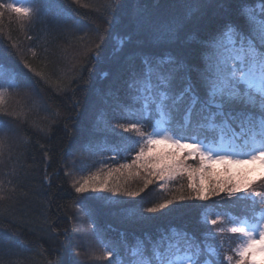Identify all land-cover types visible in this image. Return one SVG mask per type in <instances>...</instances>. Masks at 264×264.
Wrapping results in <instances>:
<instances>
[{
	"label": "snow or ice",
	"instance_id": "1",
	"mask_svg": "<svg viewBox=\"0 0 264 264\" xmlns=\"http://www.w3.org/2000/svg\"><path fill=\"white\" fill-rule=\"evenodd\" d=\"M259 2V14L246 6L247 0H185L178 13L166 11L160 0L152 8L138 4L131 16L120 15L123 0L110 6L108 28L89 49L93 59L99 62L104 54L105 34L119 25L131 24L129 42L133 36H146L151 46L164 51L158 56L146 54L139 68H128L123 98L115 97L114 111L119 117L110 121L102 112L92 133L115 138L111 158L116 160L122 152L126 162L109 168L102 177L92 174L83 182H74L71 187L77 197L87 192L110 194L115 198L110 206L134 228L160 216L179 215L186 207L205 209L204 203L184 202H206L213 197H221L229 206L239 205L241 213L225 210L209 219L201 211L200 235L186 225L169 223L155 230L141 227L140 234L133 231L131 242L124 239L111 246L93 228L90 235L103 248L108 264H255L254 257L264 255V193L255 187L264 182V0ZM34 3L41 5L37 16L51 6L50 0H13L0 3V10L29 18ZM57 20L76 26L71 14L57 16ZM124 44L125 40H120L117 50ZM3 56L0 53V64ZM9 67L13 72L9 89L34 91L27 73L11 64ZM24 68L43 79L27 62ZM88 70L91 73L94 69ZM10 115L13 114L0 111V117ZM13 132L11 121L0 119V148L5 144L4 137ZM134 132L135 137L123 135ZM86 147L93 150V138ZM197 159L196 167L186 163ZM184 177L187 195L181 192L159 202L135 200L146 194L150 185L157 184L159 191L167 192L171 182ZM133 180L142 181L135 191L128 188ZM4 199L0 195V200ZM106 199L98 198L99 202ZM74 203L83 210L81 199ZM237 222L239 226L230 227V232L240 234L243 242L231 249L232 255H222V233L212 229ZM92 223L95 224L94 219ZM78 256V251L69 248L64 264H79Z\"/></svg>",
	"mask_w": 264,
	"mask_h": 264
},
{
	"label": "trees",
	"instance_id": "2",
	"mask_svg": "<svg viewBox=\"0 0 264 264\" xmlns=\"http://www.w3.org/2000/svg\"><path fill=\"white\" fill-rule=\"evenodd\" d=\"M84 1L85 4L81 5L72 0H50V8L39 16L36 12L41 5L34 3L29 18H18L14 13L0 10L3 12L0 16V53L4 54L0 64V92L6 99L0 104V111L13 114L0 119L10 120L14 129L11 135L4 137L5 144L0 148V195L5 196L0 200V264H64L68 249H75L76 215L79 212L89 216V228H95L110 246L124 239L131 242L133 231L140 234L141 227L155 230L169 223L186 225L200 235L202 228L198 220L201 211L209 219L225 210L237 215L241 213L239 205L229 206L221 197H213L206 202H184L185 205L204 203L207 205L205 209L186 207L179 215L160 216L147 225L134 228L117 214L115 208L99 202L98 198L90 199L94 194L88 192L77 197L71 185L81 182L77 179L80 180L88 170L98 169L97 162L103 160L108 168H115L126 161L122 152L116 160L111 158L117 142L115 138H105L101 133L92 136V133L102 112H106L110 121L119 117L114 111L115 97L120 95L123 98L128 68H139L146 54L158 56L164 51L151 46L146 36L139 39L133 36L129 42L131 24L119 25L105 34L104 54L97 62L90 56L89 49L94 47L99 34L108 28V12L117 0ZM12 2L0 0V3ZM163 2L166 11L178 13L183 10L185 0ZM158 3L160 0H123L119 12L131 16L138 4L152 8ZM246 6L255 14L261 9L259 0H247ZM68 14L72 15L75 27L58 22L57 16ZM120 40H125V44L117 50ZM24 62L40 72L43 79L24 68ZM9 64L27 73L34 91L25 93L7 87L13 76ZM89 68L94 70L90 73ZM105 72L107 76L103 75ZM90 138L95 141L92 151L86 147ZM79 157L86 167H81ZM186 163L196 167L198 159ZM184 182L187 183L186 177L175 181L176 189L171 184L169 198L181 192L187 195L186 184L181 187ZM255 187L264 193V182H258ZM158 193L156 195L155 187L150 185L146 194L142 193L135 200L143 198L146 203L159 202L158 198L164 196H158ZM76 199H81L83 210L75 205ZM230 227L232 225L223 223L212 229L214 233H222V255L225 252L233 254V244L226 234H238L231 233ZM93 242L103 253L95 236ZM219 242L218 235L216 244ZM121 254H124L122 248ZM76 258L79 264H92L79 256ZM98 263L108 264V261L103 259Z\"/></svg>",
	"mask_w": 264,
	"mask_h": 264
},
{
	"label": "rangeland",
	"instance_id": "3",
	"mask_svg": "<svg viewBox=\"0 0 264 264\" xmlns=\"http://www.w3.org/2000/svg\"><path fill=\"white\" fill-rule=\"evenodd\" d=\"M78 3L81 4V5H83V4H85V1L84 0H79ZM0 100H2L4 102L6 99L2 95V97H0ZM134 133H131L130 135L132 137H135L137 134L134 135ZM130 157L128 159L131 160ZM79 158L81 159V162H80L81 167H86L85 162L82 160V157H79ZM124 162H126V161H124ZM88 166L89 165L87 164V167ZM117 166H118V164L116 166H114V167H117ZM102 167H103V170L101 169ZM96 168H98L100 170H98V169H96V170L95 169L88 170L89 173L87 172L85 175H83V177L80 178V180L79 179H77V180L83 182V179L84 178L89 177L92 174H96V175H99V176L102 177L104 175V173H106L108 171V169H109L107 167L106 161H103V160L97 162ZM78 175H80V174H78ZM171 184L175 185L174 187L172 186L173 189H176L178 187V185L175 183V181H173L168 186L169 191H170ZM184 184H186V186H187V183H185V182L181 186L184 187ZM141 185H142V182L141 181H139V180H133V181H131L129 183L128 188H129V190L135 191ZM152 186L155 187V194L156 195H157L158 192H161V191H159L157 184H153ZM184 188L187 189V187H184ZM169 191H167L165 193L164 192L163 193H158V196L159 195H162V196H164L163 198H165V196H168V198H169V196H170L169 193H168ZM89 193H91V192H89ZM94 195L97 198H99L101 196L108 197V199H106V200L103 201V203H105L107 205H110L111 200L112 199H115V198L110 197V194H108V193H96ZM118 199L130 200L131 198L120 197ZM161 199H162V197H159L158 198V200H161ZM230 212L234 213L233 211H230ZM76 217H77L76 218L77 219L76 220V223H77V227H76L77 228V232H76V238L74 239L75 250L79 252V257L82 258V259H84L85 261L92 262V264H100L98 262H100V261H102L104 259L103 258V253L102 252H99L97 246L95 245V242H93V236L90 235L93 230L89 228V225L91 223L89 221V216H87V214H85V212H79L76 215ZM232 226H239V222H237V224L232 225ZM78 236L80 237L79 239H77ZM226 236L229 239V242H232L233 248L237 247L240 243L243 242V237L240 234H238V236H235V235H232L231 236V234L228 233V234H226ZM96 255H98V256H96ZM254 260H255V264H264V255L257 254L254 257ZM104 261H105V259H104Z\"/></svg>",
	"mask_w": 264,
	"mask_h": 264
}]
</instances>
